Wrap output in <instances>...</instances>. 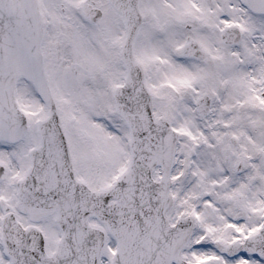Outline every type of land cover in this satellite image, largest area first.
Here are the masks:
<instances>
[{"label":"snow or ice","instance_id":"6c2138e0","mask_svg":"<svg viewBox=\"0 0 264 264\" xmlns=\"http://www.w3.org/2000/svg\"><path fill=\"white\" fill-rule=\"evenodd\" d=\"M0 264H264V0H0Z\"/></svg>","mask_w":264,"mask_h":264}]
</instances>
